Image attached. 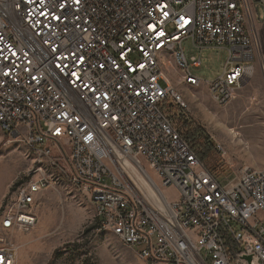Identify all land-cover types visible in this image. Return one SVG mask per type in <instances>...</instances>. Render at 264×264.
I'll return each mask as SVG.
<instances>
[{"label":"built area","instance_id":"obj_1","mask_svg":"<svg viewBox=\"0 0 264 264\" xmlns=\"http://www.w3.org/2000/svg\"><path fill=\"white\" fill-rule=\"evenodd\" d=\"M259 24L264 0H0V129L34 159L2 228L33 229L37 195L65 183L144 264H264V168L221 186L162 110L168 99L189 108L168 66L181 85L203 84L185 39L227 51L207 84L220 108L264 76ZM115 148L178 201L146 205L116 169ZM16 260L17 249H0V264Z\"/></svg>","mask_w":264,"mask_h":264},{"label":"rangeland","instance_id":"obj_2","mask_svg":"<svg viewBox=\"0 0 264 264\" xmlns=\"http://www.w3.org/2000/svg\"><path fill=\"white\" fill-rule=\"evenodd\" d=\"M256 33L264 54V25L259 24ZM182 48L190 64L191 58L200 60L201 66L191 72L203 84L199 88L181 85L179 73L168 66L174 90L189 107L182 111L175 102L174 110L188 116L205 132L213 144V153L218 145L224 148L226 155L221 157L216 151L220 159L217 156L218 162L210 169L218 183L227 187L247 166L264 167V76L258 70L244 93L226 108H220L208 93L207 84L223 74L227 51L196 49L189 39L183 40ZM207 114L215 120V128L206 122ZM231 130L236 134L230 135ZM20 132L25 134L26 129L21 126ZM52 149L59 151L57 144ZM33 167L34 159L28 148L0 129V249H17L15 264H144L136 250L100 228L95 207L65 183L38 194L33 211L39 222L33 229L28 232L3 229L5 217L16 212L18 191L29 181L28 173ZM163 193L170 203L179 199L173 188H165Z\"/></svg>","mask_w":264,"mask_h":264},{"label":"trees","instance_id":"obj_3","mask_svg":"<svg viewBox=\"0 0 264 264\" xmlns=\"http://www.w3.org/2000/svg\"><path fill=\"white\" fill-rule=\"evenodd\" d=\"M173 103H175L174 100H172V102L170 99L166 100L162 106V110L169 116L179 134L190 143L202 165L210 172H213L210 167L216 164L220 159L218 153H215L217 150H213L214 153L211 151L213 144L209 138L206 137L205 132L188 116L181 115L180 113L177 114L178 112L174 110L175 105ZM178 109H180L179 106Z\"/></svg>","mask_w":264,"mask_h":264},{"label":"bare ground","instance_id":"obj_4","mask_svg":"<svg viewBox=\"0 0 264 264\" xmlns=\"http://www.w3.org/2000/svg\"><path fill=\"white\" fill-rule=\"evenodd\" d=\"M205 120L207 123H209V125L212 128H215L216 124H215V120L212 118V115L207 114ZM230 132H231L230 135L236 134L235 131L231 130ZM258 142H259V144L261 143V141H258ZM114 158L116 159L115 160L116 169L122 174H124L126 172V174H129L130 178L133 177L132 179L134 180V182L131 179H129V180L134 185V191L146 203V205L153 206V207L157 208L158 210H162V211L166 210V205H165V201H164V198H166V197L163 193V190L160 189V187L158 185V181H156L150 175L149 172L147 173L152 178V180L155 184V186H154L152 181H150L147 178V175L145 176V173L141 172L138 169V166H136L133 162L131 163L116 148L114 149ZM166 200H167V198H166Z\"/></svg>","mask_w":264,"mask_h":264},{"label":"crops","instance_id":"obj_5","mask_svg":"<svg viewBox=\"0 0 264 264\" xmlns=\"http://www.w3.org/2000/svg\"><path fill=\"white\" fill-rule=\"evenodd\" d=\"M244 93V90L241 92V95ZM248 168H250V169H252L250 166H247ZM264 168V167H263ZM254 170H260L259 168H256V169H254ZM37 197H38V195H37Z\"/></svg>","mask_w":264,"mask_h":264}]
</instances>
